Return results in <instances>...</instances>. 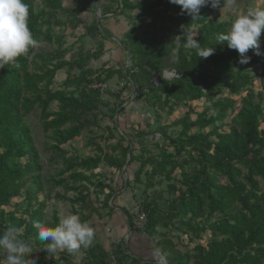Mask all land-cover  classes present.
I'll use <instances>...</instances> for the list:
<instances>
[{"label": "rangeland", "instance_id": "1", "mask_svg": "<svg viewBox=\"0 0 264 264\" xmlns=\"http://www.w3.org/2000/svg\"><path fill=\"white\" fill-rule=\"evenodd\" d=\"M28 1L33 15H38L43 10L52 11L42 0ZM54 1L62 9L54 11L53 16L46 17L48 24L42 28L43 33H49L52 42L48 44L43 40L37 44L32 60L37 62L40 54H49L55 58L53 63L62 61L65 66L55 74L50 88H62V82L68 79L70 84L65 88L66 91H72L75 96L91 95L96 105V115H82L81 120L89 125L78 138L62 146V150L54 155L48 150L51 142L41 130L39 110L25 116L22 122L31 132L33 149L40 166L38 175L43 183L42 190L38 191L35 181L31 179L37 172L34 166H30V174L23 179L19 196L9 206L1 209L14 213V217L19 218L27 204H30L29 212L43 204L41 223L48 227L53 213L59 221L68 214L79 215L82 221L88 222L95 229L93 242L75 252L58 250L70 256L76 264H83L85 254L94 246L105 252L111 264H117L126 243L138 240L141 249L154 256L150 263L159 264L163 258L167 264H174L173 253H179L188 256L186 264H207L204 254L208 243L224 238L222 228L231 216L240 212L238 203L234 212L228 215L214 214L208 217L206 201H203L200 217L192 221L208 227L199 238H194L193 234H185L181 225L174 229L163 226L161 222L156 233L147 237L148 241L145 243L141 240L143 237L145 239L146 234L134 228L131 233L126 215L120 211L115 213V209L127 208L128 218L131 219L141 210L147 213L154 209L160 217L172 214L173 207L178 204L185 191L183 174L199 170L196 160L199 149L196 144L181 149L170 142L181 132V126L174 123L186 118L193 121L209 107L211 101L226 98L234 103L232 110L228 111L224 127L220 129L221 133H227L232 125V118L245 107L248 91L251 92L253 103L260 105L264 115V63L250 69L253 83L239 94L230 95L223 90L213 96L210 102L203 98L183 103L169 114L166 108L150 107L139 95L148 91L140 86L144 78L152 86H156L160 79L172 80L179 77L175 65L179 59L182 31L180 33L175 24L168 25L167 20H163V14L178 11L176 5L169 3V0H161V6L152 14L135 19L131 18L128 8L121 7L122 0ZM136 2L142 0H130L132 4ZM257 8H264V0H233L230 5L225 0V6H220L216 12L209 14L208 19L232 24L239 15ZM99 30H104L119 49L124 51V55L129 56L125 63L119 50L109 41L106 42ZM195 33L196 28L191 29L185 39L195 37ZM261 45L264 46V37ZM187 47L192 46L186 43L184 48ZM149 53L158 54L154 57L148 56ZM150 60L160 68V73L149 70L147 62ZM48 64L54 65L50 62ZM139 80V84H134ZM49 110L55 112L56 103H52ZM259 128L264 130V122ZM209 130L211 127L203 132L207 133ZM195 131L196 128H191L188 135ZM96 144L102 149V153L97 152L94 146ZM96 154L100 155L103 162L93 172L92 185L85 184L88 189L87 198L81 204L72 205L66 199L77 196L73 190L77 184L69 181L64 186H56L51 180L59 179L57 175L65 161H78ZM107 160L123 163L122 168L117 170L111 167ZM28 161V158L14 160L11 165L22 169ZM69 174L62 178H67ZM217 182L227 183L220 177ZM98 184L101 186H97ZM82 195L85 196V192ZM8 227L12 226L3 224L1 232ZM20 235L25 239L22 233ZM27 240L39 251L35 261L43 264V255H53L45 251V242L37 244L31 239ZM199 247L204 251H199ZM3 259L1 253L0 260ZM195 261L197 262L194 263Z\"/></svg>", "mask_w": 264, "mask_h": 264}, {"label": "trees", "instance_id": "2", "mask_svg": "<svg viewBox=\"0 0 264 264\" xmlns=\"http://www.w3.org/2000/svg\"><path fill=\"white\" fill-rule=\"evenodd\" d=\"M42 1L52 11L43 10L38 15L30 12L28 25L38 41L37 44L43 40L50 44L52 39L49 33L42 31L45 24H48L45 18L53 16V12L62 7L54 0ZM24 2L29 5L28 0ZM160 6L161 0H142L134 4L130 3V0L121 1V7L128 8L132 14L131 18L135 19L152 14ZM176 7L178 11L174 14H163L165 17L163 20H167L168 25L175 24L180 33L182 31L179 59L175 65L179 77L172 80L160 79L156 86H152L148 79L141 80V88L148 91L140 93L139 96L147 105L166 108L170 114L174 108L183 103L203 98L210 102L213 96L223 90L230 95H237L251 86L253 80L250 69L259 63H264V46L261 45L264 33L260 38L259 50L262 54L255 55L254 50L250 49L246 53L250 57L249 62L241 64L239 53L229 49L226 43L217 40L218 34L228 32L231 23L208 19V15L216 12L219 7L212 8L211 5L202 7L196 19L182 13L180 6L176 5ZM193 28H196V36L193 38L199 48L215 49L211 56L200 58L196 47L184 48L187 41L185 37ZM99 31L106 42L109 41L119 50L125 63L129 56L124 55V51L119 49L104 30ZM185 33L187 35H184ZM35 47L30 49L26 56L20 57L15 64L0 69V232L2 225L6 223L12 227H22L25 240L31 239L40 244L33 221L42 222L43 204L33 212L28 211L30 204H27L19 218L14 217V213H7L1 209L9 206L19 196L23 179L30 174V166H34L37 172L31 179L35 181L38 191H41L43 186L38 175L40 166L37 153L33 149L31 132L22 119L34 110H39L41 130L51 142L48 150L54 155L62 150V146L80 136L89 125L88 122L81 120V116L93 113L92 117H95L96 105L91 95L75 96L72 91H66L65 88L70 84L68 79L62 82V88L52 90L50 86L55 74L65 65L62 61L53 63L55 58L49 54H40L37 62H34L32 57ZM156 54L158 53H149L148 56L155 57ZM49 62L54 65H49ZM147 64L150 71L160 73V68L154 62L150 60ZM139 83L140 80L134 82V84ZM250 94L251 92L248 91L245 107L232 118V125L227 133H221L220 129L224 127L228 111L232 110L234 103L226 98L211 101L209 107L193 121L186 118L174 123L181 126L180 135L168 140L181 149L196 144L199 149L196 158L199 170L191 174H183L185 191L181 194L178 204L173 207L172 214L160 217L157 211L150 209L146 213L147 223L137 231H143L150 238L163 222V226L174 229L181 225L183 230L185 229V234H193L194 238H199L208 227L192 221L200 217L203 201H206L208 217L214 214L228 215L234 212L238 203L240 212L224 223L222 228L224 238L218 242L208 243L204 254L206 262L207 264H264V130L259 128L264 122V115L260 105L253 103ZM52 103H56L55 112L49 110ZM121 111L122 109L119 110ZM208 112L211 114L208 115ZM208 127H211V130L204 133L203 130ZM191 128H196V131L188 135ZM94 146L98 153H102L99 145ZM23 158H28L29 161L22 169L11 165L12 161ZM102 162L103 159L98 154L78 161H65L57 175L59 179L51 181L56 186H64L69 181L77 184L73 188L77 196L66 200L72 205L81 204L87 198L86 185H92L93 172ZM106 162L117 170L123 165L119 161ZM67 173H70L68 177L62 178ZM218 177L223 178L227 183L219 184ZM97 186L100 187L101 184ZM82 192H85V196ZM122 212L127 217L132 233V219L128 218L126 211ZM58 223L59 219L53 213L50 227L54 228ZM198 250L204 251L202 247ZM38 253V249H34L33 258H36ZM187 258V255L173 253L174 264H186ZM151 259H154L151 253L142 249L136 251L128 242L117 264L144 262L151 264ZM42 262L43 264L46 262L76 264L70 256L59 251L51 256L43 255ZM35 264L42 263L35 261ZM83 264L111 263L105 252L94 246L85 254Z\"/></svg>", "mask_w": 264, "mask_h": 264}, {"label": "clouds", "instance_id": "3", "mask_svg": "<svg viewBox=\"0 0 264 264\" xmlns=\"http://www.w3.org/2000/svg\"><path fill=\"white\" fill-rule=\"evenodd\" d=\"M232 2L233 0H227L228 5ZM169 3L180 6L181 12L193 19L198 18L202 7L225 6V0H169ZM29 14V5L24 0H0V69L15 64L37 45L38 41L28 25ZM262 33L264 8L249 9L232 22L226 34H218L217 40L226 43L229 49L236 50L241 57L239 62L246 64L250 60L246 55L250 49L254 50L255 55L262 54L259 50ZM186 43L198 49L200 58H207L215 51L214 48H199L194 38L187 39ZM33 227L37 229V238L46 243L45 251L48 253L58 250L75 252L82 246L90 245L95 236V229L77 214L64 216L54 228L38 220L33 221ZM22 232V227H8L0 232V253L4 256L0 264H35L33 245L21 238ZM159 264L167 262L161 258Z\"/></svg>", "mask_w": 264, "mask_h": 264}, {"label": "built area", "instance_id": "4", "mask_svg": "<svg viewBox=\"0 0 264 264\" xmlns=\"http://www.w3.org/2000/svg\"><path fill=\"white\" fill-rule=\"evenodd\" d=\"M93 88H97V86H93ZM132 225L134 229H141L147 223L146 213L141 210L135 214V218L132 219Z\"/></svg>", "mask_w": 264, "mask_h": 264}, {"label": "crops", "instance_id": "5", "mask_svg": "<svg viewBox=\"0 0 264 264\" xmlns=\"http://www.w3.org/2000/svg\"><path fill=\"white\" fill-rule=\"evenodd\" d=\"M91 18H92V16H91ZM122 208H123V207H122ZM115 210H116L115 213H118V211H120V212L123 214L122 211H127V208H124V210H122V209H120V208L118 207V209H115ZM143 238H144V237H143ZM143 238H142L141 242L144 241V243H145L146 241H148L147 236L145 237V239H143ZM138 243H140L139 240L136 241V242L131 243V244L133 245V247L135 248L136 251L142 248L141 246H139V245H141V244H138ZM145 252H147V251H145ZM144 263H145V262H144ZM144 263H143V264H144ZM151 264H155V263L153 262V263H151Z\"/></svg>", "mask_w": 264, "mask_h": 264}, {"label": "water", "instance_id": "6", "mask_svg": "<svg viewBox=\"0 0 264 264\" xmlns=\"http://www.w3.org/2000/svg\"><path fill=\"white\" fill-rule=\"evenodd\" d=\"M130 230V229H129Z\"/></svg>", "mask_w": 264, "mask_h": 264}]
</instances>
